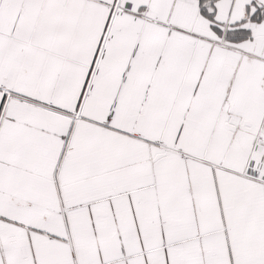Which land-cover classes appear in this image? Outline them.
Returning a JSON list of instances; mask_svg holds the SVG:
<instances>
[{"label":"snow or ice","instance_id":"1","mask_svg":"<svg viewBox=\"0 0 264 264\" xmlns=\"http://www.w3.org/2000/svg\"><path fill=\"white\" fill-rule=\"evenodd\" d=\"M0 264H264V0H0Z\"/></svg>","mask_w":264,"mask_h":264}]
</instances>
